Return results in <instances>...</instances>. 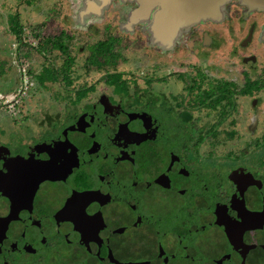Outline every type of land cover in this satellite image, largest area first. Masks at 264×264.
I'll return each instance as SVG.
<instances>
[{
	"label": "flooded vegetation",
	"instance_id": "flooded-vegetation-1",
	"mask_svg": "<svg viewBox=\"0 0 264 264\" xmlns=\"http://www.w3.org/2000/svg\"><path fill=\"white\" fill-rule=\"evenodd\" d=\"M147 1L146 15L143 0H78L75 13L84 16L83 7L96 13L117 4V24L123 17L125 27L137 23L150 44L168 26L163 40L170 47L177 30L187 27L193 50L198 44L205 49L192 65L180 58L175 71L158 63L151 69L157 75L146 84L138 83L139 70L117 67L121 60L115 58L112 67L96 70H104L101 87L94 82L65 86L63 98L40 109V115L25 112L44 131L32 134L29 147L0 142V264H264V173H259L264 115L255 122L251 117L246 128L245 111L218 115L214 93L243 87L252 77L244 69L238 84L228 68L223 70L226 65L211 69L208 63L220 44L219 55L226 60L240 48L264 45V4L218 0L216 13L170 26L169 20L157 19L163 4ZM199 22L211 24L197 31L192 26ZM173 36L171 44L167 38ZM228 42L234 45L230 50ZM259 56L242 55L240 61L251 67L264 61ZM260 71L253 78L263 81L264 67ZM112 74L120 76L115 80ZM170 78L177 82L175 91ZM227 96L216 108L226 106ZM257 97L249 102L262 108ZM245 98L231 95L235 105ZM194 100L204 102L189 107ZM146 103H161L158 115ZM185 108L188 119L181 115ZM17 118L8 115L0 123ZM231 119L239 123L236 140L245 146L250 140L253 147L211 146L209 128L218 132ZM251 126L257 130L248 132Z\"/></svg>",
	"mask_w": 264,
	"mask_h": 264
},
{
	"label": "rangeland",
	"instance_id": "rangeland-1",
	"mask_svg": "<svg viewBox=\"0 0 264 264\" xmlns=\"http://www.w3.org/2000/svg\"><path fill=\"white\" fill-rule=\"evenodd\" d=\"M14 1L16 0H4V3L6 4L5 7H2L3 5L0 4V122L3 121V118L8 115L13 118L17 116L18 120L21 119L22 115L25 114L24 118L18 121H13L12 119H10V121L6 120L7 123H9L8 125L6 123H0V142L5 143L11 148L29 147L32 143H29L32 134L36 133L38 130L44 131V126L42 129L36 127L34 119L25 112L32 113L33 115L34 113L40 115V109L41 111H43L44 108L45 110L48 109L46 106L50 105L54 101L62 99L63 94L65 93L64 86L66 85L61 84L62 82L60 81L51 80L47 67L52 63L50 59L48 61L49 63H46L45 56H43V54L34 53L29 63L26 62L24 65L19 66V62H17L15 58L17 45L14 34H20L21 39H25V41L30 42L33 45L37 44V40L29 35V30L31 27L29 23H43V26L41 27V33L44 36L54 37L59 33H63L65 34V36H72V46L70 51L71 55L74 57L75 63L71 68L73 70V72H71V75L78 76L77 80L73 79L75 84L72 83V86H77L83 82H94L96 84L98 83V87H101L102 84L105 83V81L103 80L105 74H101L104 70L96 71L98 69L93 68L91 69L90 73L87 74L84 71L83 62L88 53V50H90V47L93 45V43H95L97 39L101 40L105 38L106 33L104 32L108 27L109 31L112 32L114 36H122V38L124 39V42L120 43L119 45L120 48H118L117 46L115 47V51H120L119 53L126 55V59L124 61L121 60L117 67L133 68L139 70L137 74L138 78H140V80L138 81V83L140 84H146V78L151 79L157 75V73L152 72L151 69L157 67L158 63L162 64L161 66H159L161 69H164L163 67L166 66V69L167 67H170L172 71H175L173 69V67L175 66L174 63L177 64V61L180 58H186L185 63L192 65L191 63L194 62L195 54L205 49L198 44L197 48L193 50V43H191L192 36L191 34L187 33V27H182L180 28V30H177L178 37L175 35L177 37L176 40L175 36H173V38L175 37L174 39L167 38L170 40L171 44L175 40L173 45H171L170 47H168L164 43L166 40H163V38L165 39L168 36H161L162 38L155 36L153 40L154 43L150 44V42H148V39H146L148 34L142 31L138 27L137 23L129 22V27H125L123 25L128 22H125V19L123 17L121 19L123 23H121L120 25L117 24L118 18L116 19V17H114L113 19L114 11H119L118 8H120V5L117 4H112L110 6V9L105 8L107 9L105 11L101 9L100 12L96 11V13L88 12L89 9L87 7H83L82 12L85 15L78 16L75 13V10L78 7V0H33L30 1L32 2V4H28L26 1L21 0V3L20 1H16V5L14 4ZM7 2H13V7L7 6ZM125 9L126 8H124L123 10ZM7 14L8 18L6 17ZM207 24L211 23L199 22L192 27L197 28V31L199 28L201 31L202 27ZM208 28L212 29V27ZM222 30L223 29L221 28V31ZM7 31L8 33H12L11 36L7 35ZM197 35H200V32ZM148 44L150 49L148 48ZM254 44L255 42L251 43L252 46ZM226 45L230 47L228 50H230L234 46L231 42H228V44ZM124 47H126V50L123 49ZM223 47L224 45L220 44L219 49L217 48L213 50L214 53L212 57L208 58L209 67H219L220 69H222V64L226 65L227 67L225 66L223 70L228 68L230 74L228 76L236 77L238 84H242V70H249V73L253 78L254 75L260 73V69L264 67L263 60L257 61V63L255 64L253 63L251 67L250 65H243L240 61L242 55H247L250 53H254L257 58L260 57L259 55H263L264 57V45L262 43H256L255 46L252 47V49H250L249 47L245 48V50L240 48L238 49V52L236 54L231 56L228 55L230 57H225L227 58V60L224 59V57L221 58L219 55V53H223ZM57 52L58 51L55 50L53 51V54H56ZM155 52L161 54L160 56H162L163 58L158 57L159 54ZM224 53H226L227 55L226 50ZM49 57H51V52ZM61 63L62 58L58 59L56 65L59 66ZM28 67H31L33 69L32 76H29L26 73ZM182 68H185V66H183ZM160 74L161 71L158 73L159 77ZM118 76H120V74L116 75L115 77ZM162 76L163 74L161 75V77ZM249 80L250 79H248V81ZM173 81V78H170L169 81H167V83L170 84L169 86H171V91H175L174 89L176 86H172H174L173 84L177 83L176 81ZM153 84L155 86L161 87L162 82L160 80H154ZM28 86L30 88H28ZM25 87L28 89H26ZM176 89H178V87H176ZM259 98L262 101V108L257 107V105H254L253 102H249L250 99L248 97L245 98L247 100L246 102L237 101V109H233V113L235 112L238 115H241V113L245 111L244 114L246 116V121L243 123V127H247V125L251 122V117H254V120L252 119V122H255L256 120H258L257 117L259 113L260 115H264V91L259 93ZM162 100L163 98L160 99V102ZM146 105L151 112L153 111L156 115H158V107H161V103H159L158 105H150L146 103ZM254 106H256V108ZM261 111L263 112L261 113ZM259 124L257 128H259ZM235 127L236 124L234 128ZM255 128L251 126L249 127V130L247 129V131L254 132L255 130H257V128ZM223 129H225V127ZM8 134H10L9 138L6 137ZM220 134L224 138L227 134V131H224ZM244 138L247 139V135L244 136ZM208 141L210 142L209 138ZM237 142H239V140L234 144H236ZM227 144L229 147H231L229 142H227ZM211 146L213 147V144H211ZM236 146H239L240 148L246 147L244 140L240 141ZM251 147H253V145ZM259 173H264V168H261ZM214 174L215 178H218L219 174ZM52 257H54L55 259L58 258L55 252H53Z\"/></svg>",
	"mask_w": 264,
	"mask_h": 264
},
{
	"label": "trees",
	"instance_id": "trees-1",
	"mask_svg": "<svg viewBox=\"0 0 264 264\" xmlns=\"http://www.w3.org/2000/svg\"><path fill=\"white\" fill-rule=\"evenodd\" d=\"M42 24L43 23L38 22L36 24H32L30 27L29 35L32 38L37 40V44L35 45L31 44L30 42L25 41V39L24 40L21 39L20 34L16 35L17 49L15 52V58L17 62H19V66L24 65L26 62L29 63L34 53L43 54V56H45V62L49 63L48 61L50 59L52 63L50 64V66L48 65L47 67L51 80L60 81L62 82L61 84L66 85V86H71L72 83L75 84L73 79L77 80L78 76L71 75V72H73L71 68L75 63L74 57L71 55V51H70L71 46H72V42H71L72 36H69V35L65 36V34L63 33H59L58 35L54 37L44 36L41 33V27L43 26ZM104 33L106 34L108 33V34L107 35L105 34L104 39H101V40L97 39V41L93 43V45L90 47V50H88V53L84 59L83 66H84V70L87 73L89 69H93V68L108 69V66L110 67L111 65H113L115 58L123 60V61L125 60L123 58V54L119 53L120 51H115V47L117 46L118 48H120L119 47L120 43L124 42V39L122 38V36H114L112 32L109 31V27L106 29ZM123 49L126 50V47H124ZM55 50H57L58 52L56 54H53V51ZM50 52H51V57H49ZM60 58H62V63L59 66H57L56 63L58 62V59ZM32 72H33V69L31 67H28V70L26 71V73L29 76H32L33 75ZM116 75L118 74L114 75L115 80H116L115 78ZM106 81L109 82L110 79L107 78ZM28 88L30 87L28 86ZM261 91H264V80L258 81V80H255L254 78L253 79L251 78L248 81V78H246V81L243 87L230 88L227 91L229 93V96H227L228 102L226 103V106L220 104V107L216 108L215 105L218 104L219 101L225 97L227 92L226 91L220 92L219 96H217V94L214 93L213 109L219 110L218 115H220L222 111L224 110V114L222 113L223 115L231 116L233 113V109L236 110V105L232 103L231 95L239 94L242 96H246L251 100L253 98L257 99L258 93H260ZM209 97L210 96L208 95L207 98ZM203 102L204 101L194 100V102H192V104H190L189 107H195L197 105H201ZM181 115L184 119H188V116H190L191 114L188 111V108H185L184 111H182ZM235 122H236L235 119H231L228 127L218 132L215 128L214 129H212V127L209 128L208 133L211 136L208 138L211 144L217 147H224V146H228L227 142H229L231 147L236 146L237 143L236 144L234 143L238 140H236L237 138H235V133L237 132V129L234 128L236 124ZM236 127H237V124H236ZM224 131H227V134L223 138L220 133ZM262 144L264 145V139H263ZM250 145H254V144H251V141L247 140L246 148H249ZM256 146H258V144Z\"/></svg>",
	"mask_w": 264,
	"mask_h": 264
},
{
	"label": "water",
	"instance_id": "water-1",
	"mask_svg": "<svg viewBox=\"0 0 264 264\" xmlns=\"http://www.w3.org/2000/svg\"><path fill=\"white\" fill-rule=\"evenodd\" d=\"M163 4V9L158 11L157 19L161 22L162 19L169 20L170 26L180 20H185L189 23L196 21L199 16L216 13L218 0H158ZM264 4V0H256ZM147 0H143L145 5L143 14L148 13ZM172 8V9H171ZM159 16V17H158ZM160 24V23H159ZM169 26V28H171ZM168 26L162 28L161 36L166 35Z\"/></svg>",
	"mask_w": 264,
	"mask_h": 264
},
{
	"label": "built area",
	"instance_id": "built-area-1",
	"mask_svg": "<svg viewBox=\"0 0 264 264\" xmlns=\"http://www.w3.org/2000/svg\"><path fill=\"white\" fill-rule=\"evenodd\" d=\"M26 88V87H25ZM23 89V88H22ZM27 89V88H26ZM22 91H24V90H22ZM10 101H12V100H10ZM10 101H8V102H10Z\"/></svg>",
	"mask_w": 264,
	"mask_h": 264
},
{
	"label": "bare ground",
	"instance_id": "bare-ground-1",
	"mask_svg": "<svg viewBox=\"0 0 264 264\" xmlns=\"http://www.w3.org/2000/svg\"><path fill=\"white\" fill-rule=\"evenodd\" d=\"M173 24V23H172ZM179 24V23H178ZM183 24V23H182ZM174 29V28H173ZM176 29V28H175Z\"/></svg>",
	"mask_w": 264,
	"mask_h": 264
}]
</instances>
